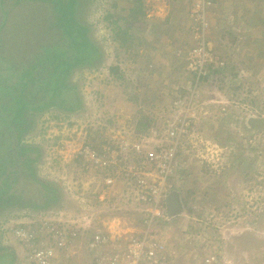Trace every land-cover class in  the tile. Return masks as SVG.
<instances>
[{
  "label": "rangeland",
  "instance_id": "374dc122",
  "mask_svg": "<svg viewBox=\"0 0 264 264\" xmlns=\"http://www.w3.org/2000/svg\"><path fill=\"white\" fill-rule=\"evenodd\" d=\"M199 1L142 0L146 16L131 20L124 45L113 36L118 26L126 27L135 0L77 4L78 19L102 52L100 64L81 65L70 76L78 87L80 109L51 108L32 115L34 128L23 139L41 148L38 177L60 188L65 205L75 203L68 204L63 215L86 218L82 224L90 226L68 254V264L91 263L85 243L96 230L114 239L143 237L151 229L161 237L169 264H191L212 254L222 264H264V0H210L207 26L195 39L190 15ZM5 10L11 13L0 32V50L9 63H0L1 83L16 82L22 64L36 62L32 53L42 46L62 43L61 34L48 28L51 16L57 15L51 0H0V24ZM109 13L115 16L107 19ZM114 17L119 24L111 23ZM31 31L35 33L29 35ZM6 34L12 36L7 39ZM200 47V53L194 52ZM189 58L202 68L191 66ZM12 61L17 73L8 70ZM111 65L119 66L125 79L111 75ZM214 65L219 72L213 75ZM43 69L33 75V99L45 92L51 68L40 73ZM175 130L179 132L170 137ZM85 144L95 145L98 153L110 149L132 163L145 151L176 146L175 172L160 182L166 186V200L176 197L179 211L169 214L166 203L160 202L163 209L153 212L162 222L148 229L149 203L139 210L130 187L134 180L121 179L103 192L99 174H105V168L84 163ZM142 197L136 196L145 202ZM3 203L0 246L13 248L16 264V249L3 236V227L10 217L29 210Z\"/></svg>",
  "mask_w": 264,
  "mask_h": 264
},
{
  "label": "trees",
  "instance_id": "16d2710c",
  "mask_svg": "<svg viewBox=\"0 0 264 264\" xmlns=\"http://www.w3.org/2000/svg\"><path fill=\"white\" fill-rule=\"evenodd\" d=\"M65 1L64 3V0H51V7L57 15L51 16V23L48 25V28L57 35L61 34L62 43L51 42V46H42V50H36V54L33 52L32 58L36 62L29 67L22 64L23 71L19 74L16 82L14 80L7 83L0 82V120H2L0 123V203L4 202V206L29 211H49L50 207L53 209L56 206L59 207L57 212H61L63 209L69 211L67 209L68 204L75 205L72 200L66 201L65 205L60 188L54 183L38 177L36 165L41 158V148L23 143L25 135L34 128L32 115H39L51 108L75 111L82 107L78 87L70 81V76L81 65L95 66L96 63L100 64L102 52L90 40L88 26L81 23L77 17L76 8L79 0ZM134 5L133 8L129 9V16L125 18L126 27L120 28L118 26V30L113 36V40L121 41V45L129 41L128 37L125 36L133 27L132 21L137 22L139 18L142 19L146 16L142 0H135ZM112 7L116 8L117 4L114 3ZM10 13L8 10L3 13V23L0 24V32L2 33L4 28H7ZM113 16H115L113 13H109L107 19L113 18ZM111 23L113 25L119 24L115 17ZM36 24L43 27L42 23ZM33 31L36 32L37 30ZM33 31L29 32V35L35 33ZM11 36L5 35L6 38ZM5 37L2 38L3 42H5ZM13 41L15 42V40ZM72 48L74 51H69ZM5 58L2 50H0L1 64L9 63ZM10 63L12 66L8 70L17 73V66H14L16 63L13 61ZM1 64L0 71L2 72L4 69H1ZM20 67L19 64L18 70ZM42 67L44 69L40 73L50 68L51 71L42 87L45 92L39 99L36 97L33 99L29 89L36 81L33 76L36 75L35 70L39 71ZM214 67L213 75L219 72V66L214 65ZM109 71L117 80L125 79L119 66L111 65ZM209 72L211 73L210 69ZM92 146L97 148L95 145ZM105 153L108 154V152ZM28 196H33V198H26ZM156 221L161 223L162 219L156 217ZM15 261L13 248L11 250L7 246H0V264H14Z\"/></svg>",
  "mask_w": 264,
  "mask_h": 264
},
{
  "label": "built area",
  "instance_id": "2783aa9c",
  "mask_svg": "<svg viewBox=\"0 0 264 264\" xmlns=\"http://www.w3.org/2000/svg\"><path fill=\"white\" fill-rule=\"evenodd\" d=\"M209 5H211L210 0H201L197 2L195 10L191 9V31H193L195 39L201 37V34L198 33L204 29V25L207 26L205 10ZM198 21H202V24L196 27ZM201 50L202 47L194 52L200 53ZM189 59L192 61L191 66L195 65L197 70L198 67H201L198 66L194 58ZM220 64L224 66L223 63ZM176 132L179 131H171L169 136H175ZM157 149V152L145 151V156H139L136 163H132L125 156L114 155L110 149L105 151L108 152L106 154L98 153L88 144L82 148L85 164H91L96 168H105L103 170L106 173L99 174L103 192L104 187H113L121 179L134 180V185L131 184L130 187L134 189V199L138 202L139 210L142 211L147 205L146 203H149L145 210L146 213H150L145 219L148 222L146 224L148 229L153 225V222H156V217H159L153 210L157 207L161 208L162 203L167 199L166 186H161V183H166V179L171 178L175 172L176 146ZM152 176L158 179L157 183L152 181ZM140 193L144 195L142 199L145 202L137 200L136 196L139 197ZM63 213L61 211L35 214L31 211H23L6 220L3 236L6 237V240L10 239L16 249L18 256L16 264H68L67 262L72 258L68 254L71 253L75 242L88 234L87 229L90 226L82 224L86 218L78 220V218L65 217ZM156 233L151 229L143 237L110 239L101 230H96L88 244L86 243L87 250L91 254L90 264H169L170 260L163 241ZM222 263V259H217L212 254L206 255L200 260H194L191 264Z\"/></svg>",
  "mask_w": 264,
  "mask_h": 264
},
{
  "label": "water",
  "instance_id": "95a60500",
  "mask_svg": "<svg viewBox=\"0 0 264 264\" xmlns=\"http://www.w3.org/2000/svg\"><path fill=\"white\" fill-rule=\"evenodd\" d=\"M169 201H170V202H169V204H168V213H169V214H173L174 212L179 211L180 206H179V204L176 202V197H175V196L171 197Z\"/></svg>",
  "mask_w": 264,
  "mask_h": 264
},
{
  "label": "bare ground",
  "instance_id": "6f19581e",
  "mask_svg": "<svg viewBox=\"0 0 264 264\" xmlns=\"http://www.w3.org/2000/svg\"><path fill=\"white\" fill-rule=\"evenodd\" d=\"M87 217H88V216H87ZM89 218H90V217H89ZM87 220H88V219H87ZM90 221H91V220H90ZM88 222H89V221H88ZM89 223H90V222H89ZM90 224H91V223H90ZM93 226H94V225H93ZM96 226H97V225H96ZM107 226H108V225H107ZM110 226H111V225H110ZM110 226H109V227H110ZM101 227H102V226H101ZM112 227H113V226H112ZM105 228H106V227H105ZM110 228H111V227H110ZM110 228H109V229H110ZM90 229H91V228H90ZM92 229H93V228H92ZM103 230H104V229H103ZM105 230H106V229H105ZM110 230H111V229H110ZM90 232H91V231H90ZM110 232H111V231H110ZM90 235H91V234H90ZM90 235H89V236H90ZM84 238H85V237H84ZM89 239H90V237H89ZM85 244H86V243H85Z\"/></svg>",
  "mask_w": 264,
  "mask_h": 264
},
{
  "label": "clouds",
  "instance_id": "9594fccd",
  "mask_svg": "<svg viewBox=\"0 0 264 264\" xmlns=\"http://www.w3.org/2000/svg\"><path fill=\"white\" fill-rule=\"evenodd\" d=\"M89 145V144H88ZM93 147V146H92ZM94 148V147H93ZM94 149H97V148H94ZM170 200V199H169ZM167 202V200L164 202V203H166ZM167 205V203L165 204V206ZM168 208V207H167Z\"/></svg>",
  "mask_w": 264,
  "mask_h": 264
},
{
  "label": "crops",
  "instance_id": "0c3cea01",
  "mask_svg": "<svg viewBox=\"0 0 264 264\" xmlns=\"http://www.w3.org/2000/svg\"><path fill=\"white\" fill-rule=\"evenodd\" d=\"M169 202H170V201H169V200H167V202H166V203H167V207H168V204H169Z\"/></svg>",
  "mask_w": 264,
  "mask_h": 264
}]
</instances>
